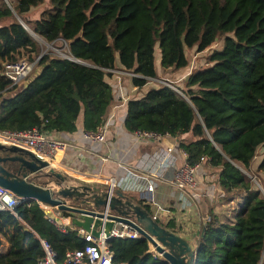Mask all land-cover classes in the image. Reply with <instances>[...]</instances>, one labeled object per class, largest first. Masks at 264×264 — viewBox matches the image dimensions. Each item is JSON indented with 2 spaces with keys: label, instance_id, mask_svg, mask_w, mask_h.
Returning a JSON list of instances; mask_svg holds the SVG:
<instances>
[{
  "label": "trees",
  "instance_id": "obj_1",
  "mask_svg": "<svg viewBox=\"0 0 264 264\" xmlns=\"http://www.w3.org/2000/svg\"><path fill=\"white\" fill-rule=\"evenodd\" d=\"M7 2L0 0V131L35 127L49 137L69 134L78 118L83 132L93 131L115 101L106 80L110 70L133 73L130 83L140 89L157 78L156 66L181 70L188 64L186 49L202 52L221 43L205 55L204 66L189 71L182 95L162 84L128 99L123 126L132 134L176 138L187 165L202 157L216 170L219 200H240L231 221L208 212L194 264H264V197L240 170H250L264 144V0ZM33 8L39 9L35 17ZM20 22L48 43L65 42L75 61L38 56V45ZM23 58L37 60L20 85H11L3 67ZM5 166L16 168L12 162ZM256 171L264 174V153ZM128 199L152 215L143 199ZM13 212L0 210V247L6 246L0 264H38L41 240L58 264L67 251L86 244L75 226L59 232L34 200L19 202ZM155 221L176 232L171 221ZM107 245L113 264H167L148 252L141 237L110 238Z\"/></svg>",
  "mask_w": 264,
  "mask_h": 264
},
{
  "label": "crops",
  "instance_id": "obj_2",
  "mask_svg": "<svg viewBox=\"0 0 264 264\" xmlns=\"http://www.w3.org/2000/svg\"><path fill=\"white\" fill-rule=\"evenodd\" d=\"M32 10L38 11L39 9L33 8ZM155 70L157 78H160L163 72L169 69L164 70L156 66ZM188 73L189 71H186L181 80ZM106 80L112 88L115 101L104 123L105 141L97 143L84 139L81 119L78 118L74 132L69 134L58 132L50 136L66 144L62 150L55 153L49 162L50 167L64 177L67 184H84L104 190L108 187L106 182L113 181L115 190L127 198L134 197L145 200L144 197L148 194L144 183L147 181L152 185L150 195L155 202V206L150 205L151 213H155L161 223L171 221L176 228L174 233L184 238L191 248H194V239L202 229L207 210L218 206L215 198H219L220 192L215 182L216 170L201 163L195 171L197 187L193 191L186 190L184 192L177 191L169 184L171 170H167L164 174L166 181L151 175L150 158L156 155L160 143L139 139L134 134L127 132L123 126L126 101L140 97L150 87L147 85L149 82L142 88L136 89L131 85L129 77L126 76L120 77L111 74ZM165 139L175 145L172 152L174 164L184 163V157L181 155L180 149L177 148V139L169 136H165ZM34 181L39 184L46 183L43 178L34 179ZM46 184L55 189L52 182ZM182 198L185 199V206L190 204L188 207H182ZM156 206L159 210L156 209ZM48 210L49 213L51 209L48 208ZM60 220L66 226H73L70 224L69 218L61 217ZM76 229L80 236L85 233L79 228ZM151 253L160 257L154 251Z\"/></svg>",
  "mask_w": 264,
  "mask_h": 264
},
{
  "label": "water",
  "instance_id": "obj_3",
  "mask_svg": "<svg viewBox=\"0 0 264 264\" xmlns=\"http://www.w3.org/2000/svg\"><path fill=\"white\" fill-rule=\"evenodd\" d=\"M7 162L16 164L14 171L5 166ZM40 178L45 179L46 183L52 182L55 189L46 183L34 181ZM0 186L20 202L34 200L71 214L70 224L92 237L102 233L110 239L109 232L113 228L120 224L127 225L145 239L167 264H194L195 248H191L181 236L160 226L142 207L118 190L67 184L65 178L50 167L49 162L25 148L0 144ZM67 200L75 201L76 204H68ZM104 208L109 213H102Z\"/></svg>",
  "mask_w": 264,
  "mask_h": 264
},
{
  "label": "built area",
  "instance_id": "obj_4",
  "mask_svg": "<svg viewBox=\"0 0 264 264\" xmlns=\"http://www.w3.org/2000/svg\"><path fill=\"white\" fill-rule=\"evenodd\" d=\"M4 1L7 3V0ZM61 58L75 61L69 54ZM36 60L37 58L33 62H29L27 60L20 59L14 63L5 64L2 70V75L10 82L11 85H20L30 73L32 66ZM114 71L115 70H110V72ZM123 74L127 77L135 76L130 72H124ZM163 85H167L170 87L169 84H165L164 82ZM174 91L182 95L180 91ZM104 131L105 124H101L97 126L93 131L83 132L82 135L84 139H87L91 142L102 143L105 141ZM133 134L139 139H147L156 142L158 141L160 143V147L156 155L150 158L151 175L156 178L165 180L164 174L167 170H171V179L169 180V184L174 189L179 192H184L186 190H195V188L197 187L195 171L199 167V165L204 162V158H199L198 162L191 166L187 165L185 161L180 165H176L174 164V159L172 156L175 145L174 143L168 142L165 139V136L167 135L161 136L153 132H135ZM0 144L5 146L13 145L25 148L32 152L38 158L47 162L51 161L57 151L62 150L66 146L64 142L43 134L35 127L24 131H0ZM180 153L185 159V152L180 149ZM106 183H108L107 188H109L110 191L115 190L113 181H107ZM144 184L146 193L148 194V196L144 197V201L149 205L155 206V202L150 195V193L152 192V185L147 181ZM19 202V199L16 198L11 192L0 186V210H7L14 214L13 208ZM181 204L182 207H188L190 205L189 204L185 206L186 203L184 198H182ZM41 208L43 209L46 219L50 223H52L59 232L65 233L67 226L64 225L60 220V211L53 207L45 205H42ZM48 208L51 209L49 213ZM156 209L159 210L157 206ZM101 212L104 214L109 213L107 208H104ZM151 218L153 220L158 219L155 213L151 215ZM81 237L86 242V244L81 249L67 251L64 255L63 261L60 264H113L111 262V252L108 250L107 237H105L102 233H100L98 237H92L89 233H84L81 235ZM139 237V234L135 230L131 229L127 225L122 224L113 228L109 232V238L132 239ZM40 245L43 250V257L38 261V264H58L54 260V251L51 249V247L42 240L40 241ZM148 248V252L151 253V251L153 250L149 244Z\"/></svg>",
  "mask_w": 264,
  "mask_h": 264
},
{
  "label": "rangeland",
  "instance_id": "obj_5",
  "mask_svg": "<svg viewBox=\"0 0 264 264\" xmlns=\"http://www.w3.org/2000/svg\"><path fill=\"white\" fill-rule=\"evenodd\" d=\"M37 10H38V8H37ZM37 14H38V11H36V10H32L30 12L31 17H35ZM28 33L30 34L32 39L35 41V43L38 45V49H39L38 56L47 54L50 56H55V57L61 58V57H64L68 54L65 42H63L61 40H57L55 42L48 43V42L44 41L42 38H40L39 36H37L36 34H34L33 32H31L29 29H28ZM220 44L221 43L219 41L215 42L213 45H211L209 48H206L202 52H197V51H195L194 48L186 49L185 55H186V59H187L188 64L184 68V70L182 69V70H177V71H173V70L165 71L167 73L163 72V75L160 78H156L154 80H152V79L149 80V83L147 85L150 87H157L158 85H162L164 82L165 84H169L170 87H172L174 90L180 91V89L183 87L182 83H183L184 79L183 80H181V79L184 77V73L186 71L187 72L190 71L191 69L204 66L205 65V55L211 49L218 48L220 46ZM155 52H156L155 53L156 65H158L157 64L158 51L156 50ZM23 59L26 60V58H23ZM34 69H36V68H34ZM180 71H182V72L179 73ZM123 73L124 72H121L119 70H115L114 72H111V74H115V75H118L120 77L125 76ZM263 153H264V144L257 149L256 156L253 159V162L250 166V170L244 171L241 168H240V170L248 177V179L251 181L252 185H254V187H256L257 189L260 190L261 195L264 197V174L256 171V165H257V163H258V161L261 158V155ZM215 199L217 201L216 204H218V206L214 207V208H210L209 210H207L206 217L204 218V223L209 220V217H208L209 211H212L213 213H215L219 217V219L222 221H231L232 218L234 217L236 211H237L238 205L240 204V200H237V198H236V200L233 199L232 201L227 200V199L219 200L218 197H216ZM67 203L71 204V205L76 204V202L72 201V200H67ZM194 240H195V246H196V242L198 240L197 235H196ZM195 246H194V248H195ZM5 250H6V246L4 244L0 247V252L3 253Z\"/></svg>",
  "mask_w": 264,
  "mask_h": 264
},
{
  "label": "bare ground",
  "instance_id": "obj_6",
  "mask_svg": "<svg viewBox=\"0 0 264 264\" xmlns=\"http://www.w3.org/2000/svg\"><path fill=\"white\" fill-rule=\"evenodd\" d=\"M24 25V24H23ZM25 26V25H24ZM26 30L28 31L27 27L25 26Z\"/></svg>",
  "mask_w": 264,
  "mask_h": 264
}]
</instances>
